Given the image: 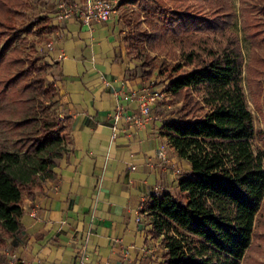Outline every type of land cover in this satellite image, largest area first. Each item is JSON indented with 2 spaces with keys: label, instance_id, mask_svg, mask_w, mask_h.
I'll return each instance as SVG.
<instances>
[{
  "label": "trees",
  "instance_id": "16d2710c",
  "mask_svg": "<svg viewBox=\"0 0 264 264\" xmlns=\"http://www.w3.org/2000/svg\"><path fill=\"white\" fill-rule=\"evenodd\" d=\"M41 1L0 0V249L23 227L22 199L54 177L66 150L68 126L46 110L58 92L47 84L33 37L57 28L46 14L31 13ZM124 2L139 9L125 18L129 53L147 52L137 65L142 76L151 79L157 68V81H167L166 92L181 103L179 115L163 123L162 136L188 168L176 194L154 193L144 208L149 234L163 249L162 264H241L262 248L256 241H264V230L258 231L264 224V150L253 143L231 0ZM252 8L264 15V0ZM256 19L249 23L259 43L264 23Z\"/></svg>",
  "mask_w": 264,
  "mask_h": 264
},
{
  "label": "crops",
  "instance_id": "0c3cea01",
  "mask_svg": "<svg viewBox=\"0 0 264 264\" xmlns=\"http://www.w3.org/2000/svg\"><path fill=\"white\" fill-rule=\"evenodd\" d=\"M65 1L85 0L40 2L41 15L47 12L57 28L37 49L68 126L66 150L54 177L22 199L23 227L0 249V264H162L144 208L152 194L178 191L188 163L162 136L169 118L158 103L143 124L125 118L139 114L140 94L158 86L128 51L120 8L85 23L58 12ZM119 107L124 112L116 119Z\"/></svg>",
  "mask_w": 264,
  "mask_h": 264
},
{
  "label": "rangeland",
  "instance_id": "374dc122",
  "mask_svg": "<svg viewBox=\"0 0 264 264\" xmlns=\"http://www.w3.org/2000/svg\"><path fill=\"white\" fill-rule=\"evenodd\" d=\"M256 0H231V5L236 12V17L234 20L233 31L238 35L242 51L244 54V70H243V89L247 98V103L250 111L252 112L254 118V125H255V137L253 139L254 147L256 149L261 148L264 150V41H259V43H255L253 41V32H255L254 27L252 26L250 20L254 17H257L258 21H262L264 23V15H260L257 11L252 8L254 2ZM52 3V2H51ZM66 3V1H65ZM39 4H35L33 7V11L31 12L34 15H41L39 10ZM54 4V3H52ZM67 4V3H66ZM120 14L122 16L127 17L132 13L133 10L139 12V9L135 6H128L124 0H121L120 4ZM65 8L58 9V12L64 11ZM47 14V12H46ZM141 15H143L141 13ZM43 16V15H41ZM49 18L48 21L51 23L53 20L52 17ZM156 23L158 25L162 24V19L157 17ZM46 33H39L35 36V41L39 43L44 41V37ZM24 36V35H23ZM3 46V42L0 43V52ZM9 50L5 51V54H8ZM146 53L144 51H140L139 48L132 53V56L137 60L138 64L145 62L147 60ZM151 56H154L155 53H148ZM37 56V55H36ZM168 61L171 60L168 58ZM40 58V57H39ZM164 58V56H158V60ZM158 60L155 64L158 63ZM172 59L171 61H173ZM39 65H42V60L38 61ZM142 71V70H141ZM13 72V71H12ZM154 75L153 78V86H158L157 89L164 92V96L160 102L156 106H159L160 109L158 113L160 115L167 117V118H175L179 115V110L181 107V103H174L173 97L170 93L166 92L165 85L167 81H157L159 70L157 68L153 71ZM48 84V83H47ZM46 110L49 111L51 114H55L58 119L61 120V116L58 111L57 101L56 98L53 99L51 102L46 103ZM6 142L9 146H12V139L7 134ZM177 191L174 193L176 194ZM264 230V224L258 227V231L261 232ZM258 244L262 245L264 249V241L261 239L256 241ZM152 247H156L152 246ZM253 249L250 251L247 258H245L241 264H264V256L262 254L263 249ZM163 262V261H162Z\"/></svg>",
  "mask_w": 264,
  "mask_h": 264
},
{
  "label": "built area",
  "instance_id": "2783aa9c",
  "mask_svg": "<svg viewBox=\"0 0 264 264\" xmlns=\"http://www.w3.org/2000/svg\"><path fill=\"white\" fill-rule=\"evenodd\" d=\"M121 4V0H85L82 3H70L68 5L62 4L64 16H77L85 23L91 21H103L109 19L114 13L117 12ZM136 96V92L126 95L125 99H130ZM164 92L159 89L146 91L140 94L141 108L139 114L129 115L126 114L125 118L128 121L136 124H143L151 115L152 106L162 100ZM123 108L119 107L115 113L116 119L123 116ZM139 220V219H138ZM9 264H15L14 261Z\"/></svg>",
  "mask_w": 264,
  "mask_h": 264
}]
</instances>
